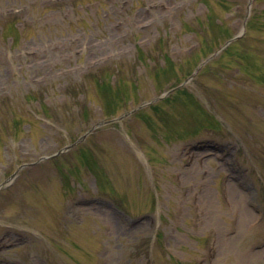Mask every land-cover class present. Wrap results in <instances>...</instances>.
I'll return each instance as SVG.
<instances>
[{"label": "rangeland", "instance_id": "374dc122", "mask_svg": "<svg viewBox=\"0 0 264 264\" xmlns=\"http://www.w3.org/2000/svg\"><path fill=\"white\" fill-rule=\"evenodd\" d=\"M227 1L229 8L215 0H0V264H264V214L250 204L258 194L264 205V85H252L244 101L251 122L241 120L245 107L227 110L246 68L255 72L247 58L259 63V51L264 63V0ZM205 17L207 33L225 19L214 30L240 34L237 45L223 51V35L211 37L218 43L210 54L196 35ZM8 25L15 43L2 35ZM198 63L207 66L190 75ZM175 77L213 117L178 98L158 111L146 104L144 114L105 122L55 156L76 169L42 160L110 119L108 111L173 96ZM115 86L128 99L103 110ZM215 116L225 129L209 128ZM13 173L21 176L9 187ZM100 190L145 219L132 224L106 200L86 201L112 197Z\"/></svg>", "mask_w": 264, "mask_h": 264}, {"label": "bare ground", "instance_id": "6f19581e", "mask_svg": "<svg viewBox=\"0 0 264 264\" xmlns=\"http://www.w3.org/2000/svg\"><path fill=\"white\" fill-rule=\"evenodd\" d=\"M250 210H252V209L250 208Z\"/></svg>", "mask_w": 264, "mask_h": 264}]
</instances>
